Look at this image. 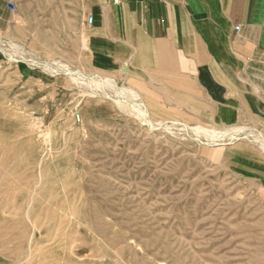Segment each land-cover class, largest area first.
Here are the masks:
<instances>
[{
	"label": "rangeland",
	"instance_id": "rangeland-1",
	"mask_svg": "<svg viewBox=\"0 0 264 264\" xmlns=\"http://www.w3.org/2000/svg\"><path fill=\"white\" fill-rule=\"evenodd\" d=\"M75 2L0 0V264H264V194L174 129L230 127L153 129L136 103L26 60L136 93L89 68Z\"/></svg>",
	"mask_w": 264,
	"mask_h": 264
},
{
	"label": "crops",
	"instance_id": "crops-1",
	"mask_svg": "<svg viewBox=\"0 0 264 264\" xmlns=\"http://www.w3.org/2000/svg\"><path fill=\"white\" fill-rule=\"evenodd\" d=\"M73 8L92 71L132 88L153 120L230 127L211 129L233 135L212 146L244 191L264 194V0H76Z\"/></svg>",
	"mask_w": 264,
	"mask_h": 264
},
{
	"label": "bare ground",
	"instance_id": "bare-ground-1",
	"mask_svg": "<svg viewBox=\"0 0 264 264\" xmlns=\"http://www.w3.org/2000/svg\"><path fill=\"white\" fill-rule=\"evenodd\" d=\"M18 58H20V57H18ZM26 60L30 63L31 66H36V67L38 66V67L50 72V74H52V73H54V74H56V73H67L69 75H74L75 77H77L80 80L82 87L85 86L86 90L93 95L106 96V97H109V98L114 99V100H123L125 102L128 101L131 103H136L137 107L141 111V116L143 117V121L146 122L149 125V127H152L153 129L154 128L160 129V128H163L164 126L170 127L169 125H165L163 123H156V122L151 121V119L148 116V113H147V110H146V107H145L143 100L136 93H133V92L128 91L126 89L118 90V89H116V87L114 85L107 84L105 82L103 84L95 83V82L89 80V78L86 74L78 71L76 68H74L68 64L59 65L58 63L51 62V61H49L50 59L47 60L44 57L39 56L37 53L36 54H33V53L27 54ZM105 85L108 88H106ZM174 129H177V130L178 129H187L190 133L194 134L198 140H200V141H202L208 145H213L216 143L217 144L218 143L219 144H227V143L231 142L233 139V135H231V134L225 135L223 133L225 135L224 136V135H222V132L220 134V133H217L216 131L211 130V129H204L202 131H194L190 128L182 127L181 125H180V127H175ZM184 131H186V130H184ZM188 131H186V132H188ZM174 133H175V130H174ZM185 135H186V133H185ZM187 136H188V133H187ZM191 136H193V135H191Z\"/></svg>",
	"mask_w": 264,
	"mask_h": 264
},
{
	"label": "built area",
	"instance_id": "built-area-1",
	"mask_svg": "<svg viewBox=\"0 0 264 264\" xmlns=\"http://www.w3.org/2000/svg\"><path fill=\"white\" fill-rule=\"evenodd\" d=\"M235 28H237V27H235Z\"/></svg>",
	"mask_w": 264,
	"mask_h": 264
}]
</instances>
